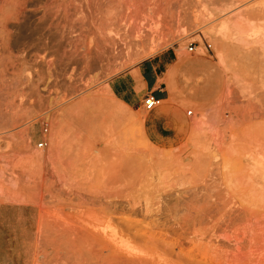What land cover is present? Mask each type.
<instances>
[{"label": "rangeland", "instance_id": "1", "mask_svg": "<svg viewBox=\"0 0 264 264\" xmlns=\"http://www.w3.org/2000/svg\"><path fill=\"white\" fill-rule=\"evenodd\" d=\"M168 49L186 95H110ZM0 264H264V0H0Z\"/></svg>", "mask_w": 264, "mask_h": 264}, {"label": "crops", "instance_id": "2", "mask_svg": "<svg viewBox=\"0 0 264 264\" xmlns=\"http://www.w3.org/2000/svg\"><path fill=\"white\" fill-rule=\"evenodd\" d=\"M208 65L205 58H187L183 51L165 50L138 65L114 76L107 82L110 95L122 106L132 110L143 107V100L149 94L160 103H171L186 95L191 88V68L194 65ZM168 112V110L166 111ZM185 118V113L177 115Z\"/></svg>", "mask_w": 264, "mask_h": 264}, {"label": "built area", "instance_id": "3", "mask_svg": "<svg viewBox=\"0 0 264 264\" xmlns=\"http://www.w3.org/2000/svg\"><path fill=\"white\" fill-rule=\"evenodd\" d=\"M188 51L189 52H194L195 51V47L192 46V45H189L188 46ZM159 104H160V101L155 99L151 94L147 95L145 97V99L143 100V107H144L145 110H148V111L155 109ZM187 114L190 115L191 111H188ZM47 130L48 129H46V128L42 129L43 135H46ZM47 144H48L47 141L44 138H42L40 140V142L37 144L36 148L39 149V150H45L47 148Z\"/></svg>", "mask_w": 264, "mask_h": 264}, {"label": "bare ground", "instance_id": "4", "mask_svg": "<svg viewBox=\"0 0 264 264\" xmlns=\"http://www.w3.org/2000/svg\"><path fill=\"white\" fill-rule=\"evenodd\" d=\"M187 263V262H186Z\"/></svg>", "mask_w": 264, "mask_h": 264}]
</instances>
